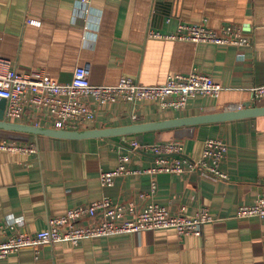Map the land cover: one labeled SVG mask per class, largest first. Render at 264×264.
<instances>
[{
    "label": "crops",
    "instance_id": "1",
    "mask_svg": "<svg viewBox=\"0 0 264 264\" xmlns=\"http://www.w3.org/2000/svg\"><path fill=\"white\" fill-rule=\"evenodd\" d=\"M182 24H204L219 32L235 26L251 43L148 36L149 28L170 35ZM0 59L20 73L39 69L60 82L70 81L78 66L88 69L94 85L117 84L123 77L160 85L197 70L223 88L217 97L190 98L179 110L154 100L97 106L87 97L96 118L80 130L217 113L249 103L264 106V98L255 102L251 90L264 85V0H0ZM7 120L60 128L46 110L31 105L21 118ZM210 138L227 145L220 163L227 179L202 171L145 172L157 156L131 144L178 141L184 157L197 161ZM0 139L33 148L0 149V224L21 219L18 231L44 230L51 219L103 197L117 204L133 202L140 209L156 202L187 216L207 209L213 217L201 235L182 236L172 227L115 233L77 244L24 247L0 264H264V217L236 215L239 206L254 204L264 192V115L82 140L0 129ZM122 155L129 156V169L141 172L102 185L101 172L116 169ZM101 219L84 217L76 225ZM11 232L7 227L6 233Z\"/></svg>",
    "mask_w": 264,
    "mask_h": 264
},
{
    "label": "built area",
    "instance_id": "2",
    "mask_svg": "<svg viewBox=\"0 0 264 264\" xmlns=\"http://www.w3.org/2000/svg\"><path fill=\"white\" fill-rule=\"evenodd\" d=\"M81 1L90 2V0ZM148 36L235 46H248L251 43L242 30L235 26H227L219 32L209 29L204 24H182L176 33L170 35L149 28ZM221 90H223L222 86L212 77L197 70L185 75L171 76L160 85H145L131 77H123L117 84L94 85L90 82L88 69L83 66H78L74 70L70 81L60 82L47 78L45 72L39 69L20 73L11 67L10 61L0 59V100H7L6 118H21L27 107L31 105L46 110L59 124L60 129L80 130L84 124L95 120L96 108L85 100L87 97H91L97 106L119 101L134 103L139 100H154L163 108L179 110L186 106L190 98L217 97ZM251 90L256 101L264 98V85L252 87ZM131 144L134 148L157 156L155 166L145 172L154 174L202 171L212 178L227 179V175L220 169V163L227 151V145L221 139L206 140L203 154L197 161L184 157L183 145L178 141L139 143L133 140ZM0 149L33 150L32 147H19L1 139ZM128 161L129 156L122 155L116 169L102 171L100 174L102 185L112 186L117 176L141 172L129 169L126 165ZM155 189L154 183L150 193L153 194ZM236 215L238 218L264 217V192L254 204L239 206ZM97 216L102 219L94 225H76L77 221L84 217ZM212 220L213 217L207 209H202L195 216H187L183 213L173 214L166 206L156 202H150L138 209L133 202L117 204L110 198L103 197L89 204L69 209L64 215L51 219L49 226L41 231L31 233L16 230L15 225L21 223V219H9L5 224H0V259L24 247H37L61 241L77 244L85 238L122 232L172 227L182 236L201 235L203 225ZM7 227L12 230L11 233H6Z\"/></svg>",
    "mask_w": 264,
    "mask_h": 264
},
{
    "label": "water",
    "instance_id": "3",
    "mask_svg": "<svg viewBox=\"0 0 264 264\" xmlns=\"http://www.w3.org/2000/svg\"><path fill=\"white\" fill-rule=\"evenodd\" d=\"M7 100H0V129L43 135L62 139H88L112 136H131L145 134L164 129L180 128L188 126H199L211 123L239 120L264 115V106L256 103L245 104L239 109H226L217 113L202 114L195 116L176 117L161 121L133 123L122 127H106L85 130H68L47 127H38L19 122L8 121L5 113Z\"/></svg>",
    "mask_w": 264,
    "mask_h": 264
},
{
    "label": "rangeland",
    "instance_id": "4",
    "mask_svg": "<svg viewBox=\"0 0 264 264\" xmlns=\"http://www.w3.org/2000/svg\"><path fill=\"white\" fill-rule=\"evenodd\" d=\"M255 102H256V100H255ZM243 105H241V107H242ZM240 107V108H241ZM244 107V106H243ZM237 109H239V108H237ZM208 140V139H207ZM130 159V158H129ZM132 174V173H131ZM129 203H131V202H129ZM126 204H128V203H126ZM143 208V207H142ZM138 209H140V208H138ZM171 212V211H170ZM172 213V212H171Z\"/></svg>",
    "mask_w": 264,
    "mask_h": 264
}]
</instances>
